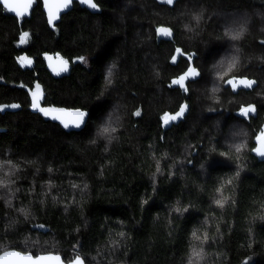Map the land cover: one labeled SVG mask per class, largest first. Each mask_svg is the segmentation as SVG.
<instances>
[{
    "label": "trees",
    "instance_id": "trees-1",
    "mask_svg": "<svg viewBox=\"0 0 264 264\" xmlns=\"http://www.w3.org/2000/svg\"><path fill=\"white\" fill-rule=\"evenodd\" d=\"M94 1L99 12L74 3L53 29L40 0L21 18L0 4V252L264 264V160L251 154L264 131V0ZM160 25L172 40L157 38ZM43 52L87 54L90 66L53 78ZM189 56L199 76L181 92L172 81ZM238 77L255 87L233 90ZM35 80L44 104L87 110L84 127L66 132L32 113ZM183 102L187 114L163 129Z\"/></svg>",
    "mask_w": 264,
    "mask_h": 264
},
{
    "label": "water",
    "instance_id": "water-1",
    "mask_svg": "<svg viewBox=\"0 0 264 264\" xmlns=\"http://www.w3.org/2000/svg\"><path fill=\"white\" fill-rule=\"evenodd\" d=\"M33 1L34 0H32V2H30V0H0V4L5 8V10L9 14H11L17 18H21V17H29L31 15L32 8H33ZM40 1L42 4V11L45 14L47 24H48L49 28H51V29H53L55 27V25L60 21L61 16L63 14L69 12L72 9L74 2H76L80 7L87 9L91 13H96V12H99V10H100L99 6L95 3L94 0H92V2L97 5L96 9H92L89 5L81 3L80 0H72V2L70 4H68L67 7H63V0H40ZM9 7L15 8V11H10ZM52 15L56 16V19L53 20L52 23L50 24L49 23V17ZM162 27L170 29L171 35L170 36L158 35L157 29L162 28ZM155 33H156L158 39L172 40V38H173V32H172L171 28L168 26H165V25L158 26L155 30ZM174 55H176V52L174 53ZM41 56H42V59L44 61L46 70L49 72V74L53 78H60L63 76H67L70 73L72 64L75 63L74 60L73 61L68 60L59 52H43L41 54ZM178 58H179V55H177L176 61L178 60ZM65 62H67V70L61 71ZM190 66L195 67L192 64V59L189 60V64H188L187 68L180 75H178V77H176L175 79H178L181 75H183L185 72H187V70ZM197 71H198V69H197ZM198 73H199V71H198ZM198 76H196L195 78L186 79L185 87H186V83L188 80L196 79ZM236 79L237 80L238 79H247V80L255 81V79L248 78V77H238ZM255 85H256V81L254 84H252L251 87H244L243 85H239L235 90H238V89L251 90L255 87ZM173 86L178 87L181 90V92H187V91H185L184 88H181L179 85H173ZM25 91L27 92L28 99H29V110L32 113H37L43 120L58 124L66 132L79 131L80 129H82L84 127L88 115L85 117L84 123L82 124V126L80 128H76V127L72 126L71 122L76 119L77 111H84L87 114H88V111L85 109H82V108L57 106V105H53V104H44L45 91H44L43 85L38 80H35L30 87L26 86ZM33 103L37 104L36 109H33V107H32ZM182 105L187 106L186 111L183 114V116H185L187 114L188 108H189L185 102L181 103L180 106L178 107V109L175 112L170 113L169 115H174L177 111H179V109ZM40 108L48 110L50 115L48 117H45L42 114V112L39 110ZM244 108H247V107H244ZM238 113L242 117H246L248 115V114L246 116L241 115L240 114L241 109L239 110ZM53 116H58L59 120L52 119L51 117H53ZM181 118H178L174 122H170L168 125L163 124V129L167 128L171 123L178 122ZM61 121L63 123H68L69 127L65 128ZM262 133H264V131H262L261 133L257 134L254 137V139H253L254 146L251 149V154L254 155L258 161L264 160V157L259 156L256 152L253 151V149H256L258 146H260L261 142L264 141V136H262ZM10 251L15 252V253H19L21 255H20V257H15V256L3 257V254L5 252H10ZM28 256H31L33 261H35L37 257H42L43 259H41L39 261V264H73V262L77 259V257H79L81 259L83 264H86L84 259L81 258L80 256H76V257L71 258V259L66 261L58 253L46 252V253H39V254L34 255L30 252H22V251H19L16 249H7V250L0 252V257H3V260H0V264H3V261H8V262H10V264H11V262H15V264H29V261L27 259H25V257H28ZM57 256L59 257V261L50 258V257H57ZM113 264H124V263H113Z\"/></svg>",
    "mask_w": 264,
    "mask_h": 264
},
{
    "label": "snow or ice",
    "instance_id": "snow-or-ice-1",
    "mask_svg": "<svg viewBox=\"0 0 264 264\" xmlns=\"http://www.w3.org/2000/svg\"><path fill=\"white\" fill-rule=\"evenodd\" d=\"M30 2H32V0H30ZM71 2H72V0H63V7H67L68 4H70ZM80 2L89 5L92 9H96V7H97V5L92 2V0H80ZM161 2L165 3V4H168V5H172L174 3V0H161ZM9 10L10 11H15V8L9 7ZM55 19H56V16H54V15L50 16L49 17V23L51 24L52 21L55 20ZM157 34L158 35H163V36H170L171 35V31H170V29L162 27V28H158L157 29ZM232 35H233V39H236V38L239 37L240 33H234ZM25 36H27V33H25ZM180 54H182V50L177 48L176 49V55H174L172 57L173 62H175V60L177 58V55H180ZM78 59L80 61H82V62H86L84 57H79ZM188 59L191 60L192 57L189 56ZM236 62H237V58L233 57L232 60L229 63V68L231 69L232 67H234ZM29 63H30V61H29ZM66 70H67V62L64 63L61 71H66ZM111 75H112V69L109 68L106 79L111 77ZM198 75H199V73H198L197 69L195 67H191L190 66L188 68L187 72H185L183 75H181L178 79H174L172 81V84L173 85H179L181 88H184L185 91H187V88L185 87L186 79L195 78ZM227 83L232 86L233 90H235L239 85H243L244 87H251L252 84L255 83V81H251V80H247V79H238L237 80V79L233 78V79L227 80ZM214 91H216V89H214ZM8 107L16 108V107H18V105L13 104V105H9ZM32 107H33V109H36L37 108V104L33 103ZM186 107H187L186 105H182L180 107L179 111H177L174 115H169L168 113H165L164 117L162 118L163 124L164 125H168L170 122H174L178 118H181L183 116L184 112L186 111ZM39 110L42 112V114L45 117H48L50 115L48 110H45L43 108H40ZM254 110H255L254 106L249 105L247 108H241V113L240 114L246 116L249 112H253ZM87 115L88 114L86 112H84V111H77L76 119L71 122L72 126H74L76 128H80L82 126V124L84 123L85 117ZM135 115H137V116L140 115L139 110L135 113ZM51 118L59 120L58 116H53ZM63 126L65 128H67V127H69V124L68 123H63ZM115 131H116L115 128H110V127H105L104 128V133L107 134L109 140L113 139V137L111 136V133H114ZM262 136H264V133H262ZM242 147H244V146L243 145H237L236 146V150L239 152ZM253 151L256 152L259 156L264 157V141H262L260 146H258L256 149H253ZM237 175H239V173H237ZM85 187H87V186H85ZM216 203L221 205V206H223V201H216ZM177 211H180V210L177 209ZM20 255L21 254H19V253H15V252L10 251V252H5L3 254V257H12V256L20 257ZM195 255L197 256V258H199V254L198 253L195 254ZM3 257H0V260H3ZM50 258L59 261V257L58 256L57 257H50ZM25 259H27L29 261V264H39V261L41 259H43V258L42 257H37L36 260L33 261L32 257L28 256V257H25ZM3 264H10V262L3 261ZM11 264H15V262H11ZM73 264H83V262L81 261V259L79 257H77V259L73 262Z\"/></svg>",
    "mask_w": 264,
    "mask_h": 264
},
{
    "label": "flooded vegetation",
    "instance_id": "flooded-vegetation-1",
    "mask_svg": "<svg viewBox=\"0 0 264 264\" xmlns=\"http://www.w3.org/2000/svg\"><path fill=\"white\" fill-rule=\"evenodd\" d=\"M74 3H76V2H74ZM79 6V5H78ZM79 57H84L85 58V61L86 62H82V61H80L78 58ZM79 57H73L70 61H75V63L74 64H72V66H74L75 64H80V65H82V66H84V67H87V68H89V66H90V57L87 55V54H85V55H82V56H79ZM71 66V67H72ZM250 113V112H249ZM248 113V114H249Z\"/></svg>",
    "mask_w": 264,
    "mask_h": 264
},
{
    "label": "rangeland",
    "instance_id": "rangeland-1",
    "mask_svg": "<svg viewBox=\"0 0 264 264\" xmlns=\"http://www.w3.org/2000/svg\"><path fill=\"white\" fill-rule=\"evenodd\" d=\"M22 63H23V65H26V64L28 63V60H26V59L24 58V60L22 61Z\"/></svg>",
    "mask_w": 264,
    "mask_h": 264
}]
</instances>
